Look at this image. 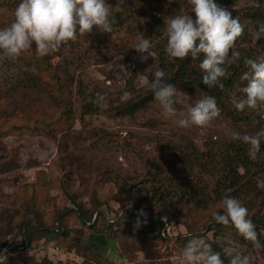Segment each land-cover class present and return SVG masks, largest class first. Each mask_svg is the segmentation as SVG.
I'll use <instances>...</instances> for the list:
<instances>
[{"label": "rangeland", "instance_id": "374dc122", "mask_svg": "<svg viewBox=\"0 0 264 264\" xmlns=\"http://www.w3.org/2000/svg\"><path fill=\"white\" fill-rule=\"evenodd\" d=\"M173 1L162 2L167 7ZM180 2L184 5L178 12L169 6L171 17L190 14L195 19L190 0ZM107 3L115 5L117 0H107ZM17 5L15 0H0V28L12 22ZM220 5L244 26L234 50L249 48L256 58L264 55V48L257 44L264 37V31L248 18L253 9H260L264 15V0H234ZM146 19L142 15L138 24L114 28L105 36L94 28L91 34L78 36L46 58L39 56L38 62L45 59L50 66L46 63L40 66L42 72L35 78L36 85L28 90L24 88L26 81L21 73L9 68L4 62L5 54L0 52V246L10 242L11 248L17 249L4 258L3 264H181V253L187 245L184 237L187 243L193 237L205 239L221 254L224 264H229L225 260H229L226 249L250 256L251 264H264L262 246L254 247L231 224L217 229L213 219V213L222 207L214 200V190L228 144H239L253 159L259 155L228 134L231 130L254 135L264 129V111L245 110L241 114L234 107V101L243 98L242 90L247 82H237L221 98L222 105L217 103L220 115L207 127L177 126L176 118L164 117L156 100L132 114L112 109L124 103L120 99L124 92L131 94L127 102L143 94L149 88L148 75L159 68L154 44L165 40V26L159 30L162 35L149 39L154 57L142 60L134 48L141 36V21ZM163 56L172 62L173 58ZM176 88L184 95L183 103L175 105L178 111L186 112L205 96L198 90ZM83 91L104 94L103 106H93L91 112H83L79 95ZM244 117L253 122L241 120ZM173 145L186 146L182 149L185 151L193 145L207 167L198 165L189 172L177 162ZM210 159L216 165L210 164ZM152 175L159 181L181 178L184 183L204 189L210 197L208 208L176 203L181 217L170 220L166 227L168 238L138 232L122 217L125 211L130 213L125 194L129 185H134L130 199L133 203L137 189ZM258 177L255 178L257 191L242 196L240 202L246 201L249 215L261 218L264 224V174ZM66 191L89 209L93 208L94 196L104 200V218L96 225V231L80 224L70 212L73 202ZM260 193L262 196L258 197ZM235 194L236 191L227 196ZM137 200L139 211L143 209L147 215L162 209L167 211L165 206L154 210L143 199ZM116 218H121L124 225L109 233L107 222ZM144 218L138 215L135 219L141 222ZM60 220L69 227L66 235L56 230ZM98 231L114 239L118 247L114 248L113 241L108 239L101 242ZM257 233L261 244L264 227ZM24 236L30 241L27 245Z\"/></svg>", "mask_w": 264, "mask_h": 264}, {"label": "clouds", "instance_id": "9594fccd", "mask_svg": "<svg viewBox=\"0 0 264 264\" xmlns=\"http://www.w3.org/2000/svg\"><path fill=\"white\" fill-rule=\"evenodd\" d=\"M192 13L169 17L165 20L167 43L166 54L173 59L184 60L189 56L193 60L204 55L199 64L202 81L209 88H224L222 80L228 77V69L240 60V53L235 51L236 41L243 34L244 26L238 17L222 7L216 0H190ZM125 0H117L115 8L122 10ZM113 6L107 0H20L14 10L12 22L0 28V51L10 57H16L22 51L35 44L38 56H48L58 51L63 45L75 41L78 36L89 35L96 28L100 32H113ZM264 31V25H261ZM134 48L141 54L142 60L154 57L152 44L144 36L137 38ZM199 41V43H197ZM147 54V55H145ZM247 68L241 79L247 84L243 88L244 96L234 101V107L241 112L264 111V55L257 59H245ZM166 72L157 69L148 87L159 103L165 118H176L174 122L181 128L191 126L207 127L219 117L220 108L214 96H204L195 101L185 111H178L175 105L182 104V95L175 85L166 81ZM130 93L124 92L121 102H127ZM106 96L96 94L95 103L103 106ZM235 141L250 146V152L260 151L264 139V129L254 135L229 131ZM221 205L224 214L213 213L215 222L228 226L231 224L246 240L256 248L261 247L256 225L249 218V210L239 199L225 196ZM132 205L129 204L128 207ZM139 215L147 213L140 210ZM135 227H140L139 222ZM229 264H251V257L238 251L226 249ZM5 257H0L3 259ZM181 264H224L221 254L212 249L202 237H193L181 253Z\"/></svg>", "mask_w": 264, "mask_h": 264}, {"label": "trees", "instance_id": "16d2710c", "mask_svg": "<svg viewBox=\"0 0 264 264\" xmlns=\"http://www.w3.org/2000/svg\"><path fill=\"white\" fill-rule=\"evenodd\" d=\"M15 1H17V3L20 2V0ZM162 1L163 0H156L155 2L154 0H127V4L123 6L122 10H117L115 8L116 4L112 5L113 9L110 19L113 20V29L119 28L120 26H123L125 24L127 25V27L133 24H138V19L140 18V16L144 15L145 17H147V19L145 21H141L143 23L140 27V35L144 36L147 39L162 35V33H159V30L164 28L165 20L171 17L173 9L177 10L178 12L180 7L184 5L183 2H180L181 0H174L170 5L166 7ZM216 2L218 4H230L234 2V0H216ZM169 6L172 8L171 12L169 11V9H171ZM137 13H140L139 18L134 21L133 19ZM248 18L256 24L257 28H261V25L264 24V15L260 13V9H253L252 11H250L248 13ZM106 34L109 33H103L102 36H105ZM166 43L167 37L165 36V40L163 42L156 41V43L154 44V52L158 54V61L160 62L158 69L166 72V81L178 86L179 89H186L190 92L198 90L200 93H204L205 96H214L217 103L221 105V98H223L226 93L230 89H232L234 85H236L237 82L241 83L243 81L241 79V76L245 71H247V68L244 65L243 61L249 58H258L252 56L254 54L253 50L251 54L249 48L239 49L238 52L240 53V60L235 65L229 67L228 77L222 80L224 88L220 89L218 87H214L209 89L202 81L203 73L199 67V64L202 62L204 55L200 54V57L196 60H193L192 57L189 56L184 60L173 59L172 62H170L165 56H163V54L167 55L165 52ZM257 44L264 48V37L262 39H259ZM32 47L34 48L22 51L21 54L16 57H10L6 54L4 56V62L9 65V68L12 67L13 70L21 73L22 78L24 79V81H26V83L24 84V88L26 90H28L31 86L36 85L35 78H37V74H40L42 72L40 66L44 65L45 63L46 66H50V63H47L45 59L42 62H38L39 56L36 53L35 44H33ZM46 57L47 56H44V58ZM152 79L153 73H150L148 75L149 82H151ZM79 95L82 96L83 100L82 105H80V108L83 109V112H91L92 110H94L92 109L93 106H95V108H98L99 105L94 101L96 99V94H87L83 91L80 92ZM154 100V94L150 90V88H148L144 91L143 94L138 95L128 102L121 103L120 105L115 106L112 109L120 113L122 112L124 114H132L135 111L144 108L149 102H152ZM66 113H68V108L66 109ZM230 113L234 115L233 110H231ZM242 113L243 112H241V114ZM241 120L245 122L248 120L249 124L253 122L251 118L247 117H244ZM257 124L259 125V122H257ZM172 148L176 150L174 154H176L177 162L189 172L192 171L193 167H197L198 165L204 169L207 167V163L203 162L200 153L195 149L193 145L187 146L189 151L182 150L186 148V146L181 145H173ZM240 148L241 147L239 144L230 142L227 146L226 155L220 161V164H222L219 170L221 174L218 181L216 182V189L214 190V200L220 202V204L222 199L232 192L236 191L234 197L239 200L242 199V196H249V192L251 191L256 192L257 188L255 185V178H257L258 176V178H260V176L264 174V139H262L261 141L260 151L258 152L259 155L254 159L251 158L249 154H247V151H243ZM260 153L262 155H260ZM210 160V164L212 163V165H216L213 163L212 159ZM184 179L187 180L186 178ZM133 186L129 185L125 194L126 196H128L127 201L132 205L130 207V213H127L125 211L122 215V217L125 218L124 221H126L128 225H132L135 227V225L138 223V221H136L135 219L140 212L137 203L139 201L137 199H143L145 202H147V206L150 208L153 207L154 210L156 209V207L160 206H165L167 208V211H165V209H162L157 213L153 212L150 215H147L146 222L144 218L143 221L139 222L140 227H135L138 232L142 230L144 233L154 235L155 238H160L162 236L166 238H168V236L170 237V235H168L166 231L167 225L170 224V220H178L181 217V209H178L176 203L185 202L186 205L193 204L200 209H207L209 206L210 197L205 195L204 189L197 188V186L193 184L189 185V183H184L181 178H166L164 179V181H159L155 178L154 175H152L151 179H148L147 183L144 184L143 187L137 189L135 198L136 200L132 203L130 199L133 198ZM66 192L70 194L71 201L73 202V207H71L70 212L72 211L71 213H74L76 215L77 220L80 224L87 225L92 232L96 231V225L100 223L101 218H104L102 207L104 200L98 199V197L94 196L92 198L93 208L89 209L87 207L85 208V206L81 202H76L73 198V194L69 193L68 191ZM259 195L262 196L261 193L258 194V197ZM204 197H206L207 199H205ZM242 205L246 207V201L243 200ZM174 206H176L177 210H175ZM218 212L222 214L224 212L223 207H221ZM249 218L252 219V221L256 225V231L259 230L261 226L264 227L261 218H254L253 214H250ZM107 223V231L111 233L114 229L117 228L118 225L121 226V224H123L124 222L121 220V218H116ZM224 226L225 225L223 224L217 222L215 223V227L219 230ZM225 227L228 228L231 226L228 225ZM57 228L58 229L56 230L58 233L65 235L68 234L69 227H65L63 221L60 220V224H58ZM125 228L126 227H123L122 231H125ZM98 238L101 239V242L106 241L107 239L113 241L114 248L118 247V244L114 239L106 238L105 232L98 231ZM24 241L26 242H24L25 245H27V243L29 244L30 242L25 236ZM184 243L187 244L186 237H184ZM3 245L11 248V244L9 247L7 242L5 244L3 243L2 246ZM261 246L262 253L264 255L263 240L261 241ZM16 250L17 249L11 248L10 254H12V252ZM225 260L229 262L228 259Z\"/></svg>", "mask_w": 264, "mask_h": 264}, {"label": "built area", "instance_id": "2783aa9c", "mask_svg": "<svg viewBox=\"0 0 264 264\" xmlns=\"http://www.w3.org/2000/svg\"><path fill=\"white\" fill-rule=\"evenodd\" d=\"M8 245H10V244L8 243ZM9 254L10 253H9L8 246H0V257H6ZM3 261H4V258L3 259H0V262H3Z\"/></svg>", "mask_w": 264, "mask_h": 264}, {"label": "crops", "instance_id": "0c3cea01", "mask_svg": "<svg viewBox=\"0 0 264 264\" xmlns=\"http://www.w3.org/2000/svg\"><path fill=\"white\" fill-rule=\"evenodd\" d=\"M4 263V261L3 262H0V264H3Z\"/></svg>", "mask_w": 264, "mask_h": 264}]
</instances>
